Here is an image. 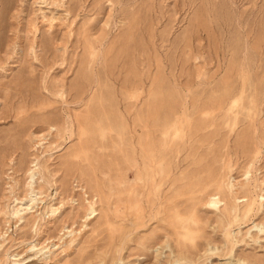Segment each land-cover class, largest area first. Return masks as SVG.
Returning a JSON list of instances; mask_svg holds the SVG:
<instances>
[{
	"label": "rangeland",
	"instance_id": "1",
	"mask_svg": "<svg viewBox=\"0 0 264 264\" xmlns=\"http://www.w3.org/2000/svg\"><path fill=\"white\" fill-rule=\"evenodd\" d=\"M0 264H264V0H0Z\"/></svg>",
	"mask_w": 264,
	"mask_h": 264
},
{
	"label": "bare ground",
	"instance_id": "2",
	"mask_svg": "<svg viewBox=\"0 0 264 264\" xmlns=\"http://www.w3.org/2000/svg\"><path fill=\"white\" fill-rule=\"evenodd\" d=\"M42 180V179H41ZM214 201V200H213ZM210 205L211 206H213V207H215L216 205H214V204H212V203H210ZM89 206H91V205H89ZM24 209V208H23ZM20 216H21V214H20Z\"/></svg>",
	"mask_w": 264,
	"mask_h": 264
}]
</instances>
